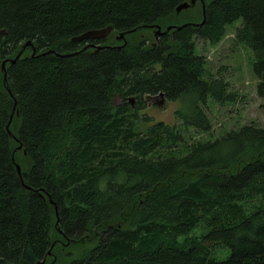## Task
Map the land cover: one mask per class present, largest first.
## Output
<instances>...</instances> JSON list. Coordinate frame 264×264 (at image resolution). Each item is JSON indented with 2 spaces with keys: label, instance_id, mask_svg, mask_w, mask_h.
Masks as SVG:
<instances>
[{
  "label": "trees",
  "instance_id": "trees-1",
  "mask_svg": "<svg viewBox=\"0 0 264 264\" xmlns=\"http://www.w3.org/2000/svg\"><path fill=\"white\" fill-rule=\"evenodd\" d=\"M183 1L0 0V264H264V123L190 135L211 133V104L240 98L197 53L236 22L264 108V0H205L201 26L155 40L153 25L201 6L175 14ZM202 18L201 6L187 20ZM107 25L106 38L71 40ZM27 41L35 53L5 64L9 92L1 62ZM159 93L179 102V124L140 132Z\"/></svg>",
  "mask_w": 264,
  "mask_h": 264
},
{
  "label": "rangeland",
  "instance_id": "rangeland-1",
  "mask_svg": "<svg viewBox=\"0 0 264 264\" xmlns=\"http://www.w3.org/2000/svg\"><path fill=\"white\" fill-rule=\"evenodd\" d=\"M201 6H199L197 10H193L194 13L201 11ZM194 13L190 11H184L178 16L177 21L180 19L181 22H189L187 18L193 16ZM238 24L239 22L228 25L227 34L223 39H221V41L215 44H209L207 42L202 46L201 42H198L197 53L206 57L209 66L213 70L221 67L223 68V77L230 81L231 89L238 92L240 94V98L232 105L218 106L216 104H211L209 111H207L211 117V133L206 134L200 133L198 131L193 132V130H191L190 135L193 139L205 138L206 140L209 136H216L229 128L237 127L246 122L254 121L259 124L264 123V108L261 106V100L256 93L257 78L252 71V67L249 65V52L241 47V45H236L232 41L234 28ZM143 29L144 28H140L136 31L139 32L137 35H135L136 38L141 36L140 32ZM121 100L122 99L119 97H116L114 98V103H119ZM135 101V99L133 101L131 100V104L134 105ZM179 106L180 104L177 101L165 100V102H163L161 98H150L148 101V106L144 107L142 110H139L137 115L139 117L142 115H147L151 118V121H149V123H140L137 126V130L140 132L145 131L152 123L157 121H162L169 125L179 124L177 123L174 116V111L179 108ZM194 233L199 234V229L197 228L194 230L193 234ZM187 237L191 238V236L180 237L178 239L180 244L187 242ZM68 242L69 241H66L65 244L67 245ZM217 253L219 258H224V253L222 251L218 250Z\"/></svg>",
  "mask_w": 264,
  "mask_h": 264
},
{
  "label": "water",
  "instance_id": "water-1",
  "mask_svg": "<svg viewBox=\"0 0 264 264\" xmlns=\"http://www.w3.org/2000/svg\"><path fill=\"white\" fill-rule=\"evenodd\" d=\"M198 1L201 3V5H202V9H203V18H202V20H201L200 22H188V23H183V24H180V25H171V24H170V25H167L164 29H161V26H160V25H153V27H152V28H153L152 33H153V35H154L155 40L158 38L159 35H161V34H163V33H167V32H169L170 30H177V29H180V28L186 26L187 24H192L193 26H201V25L204 23V21H205V12H204L205 4H204V0H189V1H183V2L179 3V4L175 7V14H179L181 11H183V10H185V9H187V8L194 7ZM146 27H148V26H145V25H144V26H142V27H136V28H134V29H132V30H130V31H128V32L137 31V30L140 29V28H146ZM112 30H113V27H112L111 25H107V26L102 27V28L88 29V30H86V31H84V32H82V33H80L79 35H75V36H73V37L71 38V40H72V41H82V40L87 41V40L102 39V38H106L107 36H109V34H110V32H111ZM1 33H2V34H5L6 32H5L4 29H1V30H0V34H1ZM125 35H126V32H119V33H117V34L115 35V38H114V39H115L116 41H121V42H122V43H120V45H119V46H121V47L125 46L126 43H127V39H126ZM29 46H32V49H33V50H32V53H31V54L33 55V54L35 53V48H34L33 44L31 43V41H27V42H25V43L20 47L18 53L16 54V56H15L14 58L9 59L8 61H7V59H4V60L1 62V70H2V72H3V82H4V84L6 85V88H7V90H8L9 92H10V88H9V86L6 84V82H7V79H6V74H7V72H6L5 64H6V62H9L10 64L14 63V62L20 57V55L22 54V52L24 51V49H25L26 47H29ZM101 47H102L101 44L93 43V42H86V43L82 46V48L79 49V50H84V49H87V48H94L95 50H97L98 48H101ZM49 51H52V50H47V51H44V52L46 53V52H49ZM44 52H43V53H44ZM76 52H78V51H76ZM70 54H74V52H73V53H70ZM68 55H69V54H68ZM152 97H154V99L161 98V100H162L163 102H165V100H166V99L164 98V96H163L162 93H159L158 95H155V96H152ZM152 97H149V98H152ZM131 100L133 101L134 98L132 97ZM14 114H16V115L18 114V110H17V108H16V103H14V106H13L12 111H11V114H10V118H9V120H8V124H7V129H8V130H9V124H10L11 119H12V117H13ZM11 136L14 137V134L11 133ZM15 139H17V138H15ZM21 148H22V144L19 143L18 146L16 147L15 151H16V150H20ZM15 151H14V152H15ZM23 152H24V151H23ZM24 153H25V152H24ZM12 159H13V158H12ZM13 161H14V163H15V165H16V170H17L18 174L21 175V168H20V165H19L17 162H15L14 159H13ZM23 185H24L26 188L30 189V186H29V185L24 184V183H23ZM50 200H51V202L54 204L53 200H52V199H50ZM54 206H55V208H56V205H55V204H54ZM55 212H56V215H57V211H55ZM48 254H50V252H49ZM44 261H45V259H43V260L37 262V264H43Z\"/></svg>",
  "mask_w": 264,
  "mask_h": 264
},
{
  "label": "flooded vegetation",
  "instance_id": "flooded-vegetation-1",
  "mask_svg": "<svg viewBox=\"0 0 264 264\" xmlns=\"http://www.w3.org/2000/svg\"><path fill=\"white\" fill-rule=\"evenodd\" d=\"M199 2V1H198ZM172 24H177V23H172ZM178 25V24H177Z\"/></svg>",
  "mask_w": 264,
  "mask_h": 264
},
{
  "label": "bare ground",
  "instance_id": "bare-ground-1",
  "mask_svg": "<svg viewBox=\"0 0 264 264\" xmlns=\"http://www.w3.org/2000/svg\"><path fill=\"white\" fill-rule=\"evenodd\" d=\"M188 9V8H187Z\"/></svg>",
  "mask_w": 264,
  "mask_h": 264
}]
</instances>
